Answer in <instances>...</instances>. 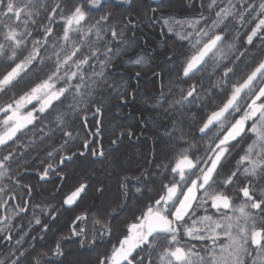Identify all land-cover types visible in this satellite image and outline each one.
Segmentation results:
<instances>
[{"label":"snow or ice","instance_id":"snow-or-ice-1","mask_svg":"<svg viewBox=\"0 0 264 264\" xmlns=\"http://www.w3.org/2000/svg\"><path fill=\"white\" fill-rule=\"evenodd\" d=\"M106 3L108 0H0V100H5L0 102V152L7 150L0 156V181L19 184L20 174L14 175L12 166L23 155L16 147L21 135L45 123L63 130L67 115L78 116L95 103L93 93L104 80L102 70L124 51L109 45L126 46L123 37L127 24L112 13L93 17ZM201 7L197 18L164 20V24L184 46L178 54L183 78L191 80L197 73L207 74L210 63L209 80L216 70L224 69L207 89L203 86L204 76L197 82L215 109L207 114L198 131L203 136L213 128L216 131L202 154L193 151L196 145L191 141L185 142L187 146L181 143L183 133L175 138L174 155L168 163L158 165L162 169L158 198L143 205L139 215H133L111 249L98 256L97 264H264V187L254 180L264 178V0H208L206 7L212 14L209 17L203 14V4ZM42 13L47 14L49 23H38ZM57 16L62 22L59 35L51 26ZM202 23L204 27H200ZM241 28L250 29L244 34V43L256 51L245 64V71L238 75L236 66L248 53L230 57L238 50L236 41ZM233 32L235 35H231ZM142 62V58L135 61ZM97 66L100 72L95 71ZM87 69H92L91 73ZM165 99L161 94V101ZM197 99L200 94L194 83L169 107L192 104ZM100 113L101 107H96L93 117ZM86 123V119L80 121L82 130ZM93 129L94 137L103 132L102 127L94 125ZM63 136L68 139L48 151L45 159L54 160L73 139L71 131H63ZM40 140L43 142L44 136ZM92 143L95 140L85 137L82 147L91 148ZM234 152L238 155L235 166L226 167L225 162ZM91 153L104 155L97 149H91ZM75 155L49 162L40 179H46ZM39 163L42 165L43 160ZM133 180L139 183L140 177L122 178L124 199L110 212L80 207L89 187L85 183L70 188L55 212L72 211L68 224L71 235L83 237L81 245L91 235V243L95 244L98 235L111 236V221L128 208V186ZM10 191L7 185L0 187V206L9 203L3 196ZM32 208L45 211L38 204ZM21 213L26 214L27 208L16 205L12 216L0 219L7 226ZM33 219L37 225L42 223L35 215ZM44 230H48L47 225ZM4 231L0 227V232ZM30 247L35 251L34 246ZM51 251L55 256L63 255L59 239ZM48 256L44 251L33 256L25 249L18 256L10 253L0 259V264H45Z\"/></svg>","mask_w":264,"mask_h":264},{"label":"trees","instance_id":"trees-1","mask_svg":"<svg viewBox=\"0 0 264 264\" xmlns=\"http://www.w3.org/2000/svg\"><path fill=\"white\" fill-rule=\"evenodd\" d=\"M207 2L208 0H108L101 11L93 13L94 19L112 13L127 24L123 37L126 46L118 43L109 45L114 49L124 48V51L102 70L104 80L94 90L95 103L88 105L87 112L80 111L78 116L71 113L67 115L63 130L45 123L37 124L34 129L21 135L16 147L23 155L19 163L12 166L13 174H20L17 177L19 184L8 180L0 181V187L7 185L11 189L10 193L3 196L9 203L0 206V218L12 216L16 205L26 207L27 213H21L7 226L0 219V227L5 228L4 232H0V259L9 257L12 252L18 256L20 251L27 249L33 256L36 252H48L45 264H97L98 256L111 249L116 239L122 235L126 224L132 222L133 215H139V209L143 205L158 198L156 193L160 187L162 172L158 165L168 163L174 155L172 150L176 146L175 138L183 133L181 143L187 146L185 142L191 141L196 145L193 151L203 153L209 144V137L216 129L213 128L208 136L201 138L198 128L207 114L215 109L211 107L213 102L208 100L197 82L204 76L203 86L207 89L211 82L220 78L224 69L221 67L216 70L209 80L208 75L212 72L210 63L207 74L197 73L191 80L183 78L182 58L178 54L184 46L168 31L164 20L197 18L202 11V4L204 16L209 17L212 14L207 10ZM46 16V13H42L38 18L40 25L49 23ZM208 22L211 23V20ZM61 23L57 16L56 23L51 25L57 35L60 34L58 29ZM200 27H204V24ZM249 30L240 29L239 39L236 41L238 50L230 57L235 59L242 52L248 53L236 66L238 75L245 71V64L249 63L252 53L256 51V48L244 43V34ZM231 35H235V32ZM229 42H232L231 37ZM256 43L259 44L260 41L257 40ZM139 58L143 62L135 63ZM224 63L229 67L233 66L228 61ZM87 71L91 73L92 69ZM95 71L100 72L101 69L97 66ZM194 83L197 84L200 99L192 104L173 105L170 108L169 104L185 95ZM161 94L166 98L164 101H161ZM96 107H101V113L93 117ZM84 119L87 123L82 130L80 121ZM94 125L103 128V132L95 137L91 134ZM63 131H71L73 139L68 140L63 151L54 160L45 159L48 151L59 148L68 139L63 136ZM41 136H44L43 142L40 140ZM85 137L88 141L95 140L91 148L82 147ZM91 149L102 150L104 155H92ZM6 151L0 152V156L6 154ZM73 153H77L73 159L65 161L56 172H50L46 179H40L43 167L49 162L57 163L61 156H72ZM237 159L238 155L234 152L225 162L226 167H234ZM40 160H43L42 165ZM61 176H67V179L62 180ZM124 176L140 177V182L133 180L129 184L128 208L111 221V236L107 233L98 235L95 244H92V236L89 235L88 242L81 245L83 237L71 235L68 228L74 213L67 210L56 213L55 209L60 208L61 201L70 188L85 183L89 187L80 207L93 206L94 211L107 209L110 212L113 208H118L124 199L120 187ZM254 180L264 187V178L257 177ZM241 182H246L243 177ZM137 188L140 189L139 192L136 191ZM2 204L3 201H0V205ZM37 204L45 211L34 210L32 206ZM133 208L136 209L135 212ZM47 212H52L55 219ZM34 215L42 221L41 224L35 223ZM44 225L48 226L47 231L44 230ZM8 235H11V240L5 239ZM21 237V244H17ZM33 237L36 239L33 240ZM58 239L62 256H55L51 251ZM30 246H34L35 251Z\"/></svg>","mask_w":264,"mask_h":264},{"label":"rangeland","instance_id":"rangeland-1","mask_svg":"<svg viewBox=\"0 0 264 264\" xmlns=\"http://www.w3.org/2000/svg\"><path fill=\"white\" fill-rule=\"evenodd\" d=\"M118 1H125V0H118ZM121 236H122V235H121ZM121 236H119L118 238H120ZM118 238H117V239H118ZM117 239H116V241H117ZM116 241H115V243H116ZM115 243H114V244H115Z\"/></svg>","mask_w":264,"mask_h":264},{"label":"water","instance_id":"water-1","mask_svg":"<svg viewBox=\"0 0 264 264\" xmlns=\"http://www.w3.org/2000/svg\"><path fill=\"white\" fill-rule=\"evenodd\" d=\"M202 126V125H201ZM198 134L200 135V136H203V134H201L199 131H198Z\"/></svg>","mask_w":264,"mask_h":264},{"label":"flooded vegetation","instance_id":"flooded-vegetation-1","mask_svg":"<svg viewBox=\"0 0 264 264\" xmlns=\"http://www.w3.org/2000/svg\"><path fill=\"white\" fill-rule=\"evenodd\" d=\"M2 118V117H1Z\"/></svg>","mask_w":264,"mask_h":264}]
</instances>
